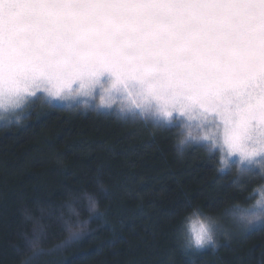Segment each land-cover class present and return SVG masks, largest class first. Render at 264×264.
I'll use <instances>...</instances> for the list:
<instances>
[{
  "label": "trees",
  "instance_id": "16d2710c",
  "mask_svg": "<svg viewBox=\"0 0 264 264\" xmlns=\"http://www.w3.org/2000/svg\"><path fill=\"white\" fill-rule=\"evenodd\" d=\"M119 101L37 97L0 124V264H264V224L228 225L230 238L219 237L215 250L183 247L192 219L249 212L264 179L241 175L237 159L222 165L180 123L153 126ZM191 123L195 133L209 122L193 113ZM86 192L103 217H89ZM78 219H89L90 230L65 244Z\"/></svg>",
  "mask_w": 264,
  "mask_h": 264
},
{
  "label": "snow or ice",
  "instance_id": "6c2138e0",
  "mask_svg": "<svg viewBox=\"0 0 264 264\" xmlns=\"http://www.w3.org/2000/svg\"><path fill=\"white\" fill-rule=\"evenodd\" d=\"M112 90L134 115L180 123L222 165L236 155L241 175L264 179V0H0V107L37 92L104 104ZM193 113L209 122L203 134ZM211 232L193 226L187 247Z\"/></svg>",
  "mask_w": 264,
  "mask_h": 264
},
{
  "label": "rangeland",
  "instance_id": "374dc122",
  "mask_svg": "<svg viewBox=\"0 0 264 264\" xmlns=\"http://www.w3.org/2000/svg\"><path fill=\"white\" fill-rule=\"evenodd\" d=\"M104 104H101V100H100V95L99 93H93V95L91 96H87V95H83V94H75V95H70L68 96L66 99L62 100V101H54L57 102L58 104H63V105H76V104H80L82 106H98L100 105H106L109 106L110 103H114V101H119L121 104L123 102L126 101H130V98L125 96L123 93H117L115 90H112L108 93H104ZM37 97H44L47 99H50V97L47 96L46 93L43 92H37L35 96H29L27 94H25V97L23 99V101L20 103V105L18 107H13L12 105L7 104V102H5V106L4 107H0V124L3 123H7L10 121L15 120L16 118H18L20 115L23 114V112L26 110V108H28V106L30 105L31 102H33ZM222 131V129H221ZM226 158H230L231 160L234 159H238V157L236 155H233L231 157H226ZM264 192V186L259 190L258 192V197L254 202L253 207L250 209L249 212L246 213H234V212H230L231 214H229V216H220L219 218H217V220H212V219H200V218H194L190 221L189 226H188V236L191 237L192 235V228L193 226H195L196 228H199V223L203 222L206 226H208L211 231L213 229H215L216 227H218L220 229V235L219 237H224V233L229 234V230H231V227L228 225L233 226L234 224H236L238 227L243 228V225L240 223V217L242 215L244 216H252L253 214H259L264 212V208H261L257 205V201L260 200L261 197V193ZM264 223H259L256 224L254 226H252L250 229L256 228L260 225H262ZM249 229V230H250ZM241 230H244L241 229ZM246 231V230H244ZM223 233V234H222Z\"/></svg>",
  "mask_w": 264,
  "mask_h": 264
},
{
  "label": "clouds",
  "instance_id": "9594fccd",
  "mask_svg": "<svg viewBox=\"0 0 264 264\" xmlns=\"http://www.w3.org/2000/svg\"><path fill=\"white\" fill-rule=\"evenodd\" d=\"M98 183H100V186L102 188L104 187L101 182L98 181ZM104 190L106 191V189ZM69 195L72 194L69 193ZM84 198L86 201V209L89 214V217H93V218L103 217L106 214L105 210L101 209L99 198L95 196L93 193H87V192L84 193ZM240 223L243 225L244 230L247 231L256 224L264 223V212L257 214L255 217L241 216ZM89 230H90V220L78 219L75 225L68 226L64 243L69 244L74 240L82 238ZM219 235H220V229L216 227L211 232V240L204 247H210L213 250H215V248L218 247L219 244ZM224 238L229 239L230 237L228 236L227 233H224ZM183 247L188 248L185 245H183ZM33 249L35 248L33 247Z\"/></svg>",
  "mask_w": 264,
  "mask_h": 264
}]
</instances>
